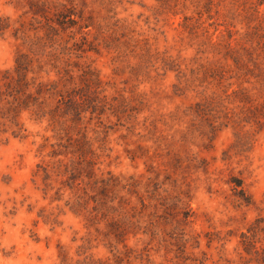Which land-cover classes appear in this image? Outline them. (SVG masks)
I'll use <instances>...</instances> for the list:
<instances>
[{
    "label": "rangeland",
    "instance_id": "374dc122",
    "mask_svg": "<svg viewBox=\"0 0 264 264\" xmlns=\"http://www.w3.org/2000/svg\"><path fill=\"white\" fill-rule=\"evenodd\" d=\"M1 26L33 98L19 135L0 99V264H264V0H0Z\"/></svg>",
    "mask_w": 264,
    "mask_h": 264
},
{
    "label": "trees",
    "instance_id": "16d2710c",
    "mask_svg": "<svg viewBox=\"0 0 264 264\" xmlns=\"http://www.w3.org/2000/svg\"><path fill=\"white\" fill-rule=\"evenodd\" d=\"M4 29H6V26H4V28L1 26L0 27V31H3ZM27 71V68L25 66V64L19 63V61H16V72H17V77L16 79H12L10 82H6L4 83V87L6 89H2L0 87V99H2V97H14L16 101H18V105H17V113L13 116H16L15 118H13L12 124L8 125L7 127H10V130H12L13 134L19 135L21 132H23L25 129L23 128L20 120H19V116L20 113L24 110L27 109H31L30 107V101L33 98L31 95L29 96V101H27V97H25L22 102H20L21 97L23 96V91L24 90H28V86L30 85L28 80L25 78V74ZM44 89L42 87V84L40 83L37 86V91L38 92H42ZM75 97V95H73ZM80 98H84L85 101L89 100L88 97L85 98V94L79 96ZM94 101V100H93ZM91 105V102H88ZM67 110H71L73 111V109L76 110V112L81 111V107L82 105H80L79 103H77L76 101L70 100L67 104ZM84 109V108H83ZM12 116V117H13ZM14 125V126H13ZM9 129V128H8ZM8 131V130H7ZM246 203H250V200H246ZM245 236V234H243Z\"/></svg>",
    "mask_w": 264,
    "mask_h": 264
}]
</instances>
